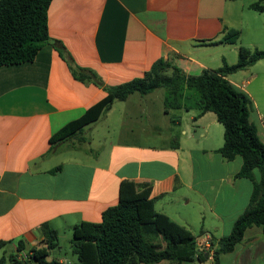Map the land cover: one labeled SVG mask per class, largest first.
<instances>
[{
  "label": "crops",
  "instance_id": "0c3cea01",
  "mask_svg": "<svg viewBox=\"0 0 264 264\" xmlns=\"http://www.w3.org/2000/svg\"><path fill=\"white\" fill-rule=\"evenodd\" d=\"M253 1H50L48 35L75 64L94 71L101 85L75 78L52 42L32 61L0 65V240L7 241L0 257L15 253L18 240L27 253L30 247L44 246V222L58 235L60 228L72 229L82 220L99 221L102 210L117 202L124 181L135 190L149 188L157 211L195 235L203 232L197 244L205 249L210 236L230 232L248 204L252 180L236 175L240 155L227 160L217 152L223 143L222 124L212 111L199 113L197 94L182 91L179 107L166 106V94L159 104H153L149 94H129L77 136L56 143H50L49 136L101 99L104 85L142 76L159 58L197 75L223 61L235 63L239 45L264 50V10L249 8ZM259 2L264 5V0ZM244 9L254 14L243 15ZM242 16L251 18L245 22L253 35L249 41H240L238 31L234 43H200L217 40L224 30L241 29L234 20L243 24ZM237 71L226 78L249 98L248 119L264 143V59ZM249 81L255 84L247 90L244 83ZM117 102L122 103L124 140H104L93 157L86 154L88 147L68 145L79 134L88 144L100 121L116 130L111 113ZM84 128L90 130L89 137L82 134ZM253 176L259 177L256 169ZM52 249L47 261H56ZM180 264L213 261L208 255L202 262ZM219 264H264L261 227H247L234 248L219 255Z\"/></svg>",
  "mask_w": 264,
  "mask_h": 264
},
{
  "label": "trees",
  "instance_id": "16d2710c",
  "mask_svg": "<svg viewBox=\"0 0 264 264\" xmlns=\"http://www.w3.org/2000/svg\"><path fill=\"white\" fill-rule=\"evenodd\" d=\"M51 0H0V65L32 61L37 51L52 42L60 56L68 62L75 78L101 85L98 75L75 64L69 53L48 35L47 8ZM248 7L264 10L259 0ZM237 29L224 30L217 40L200 43L236 42ZM258 59H264V50L239 45L237 60L225 61L216 69H202L197 75L186 74L162 58L157 59L142 76L125 82L104 85L105 95L87 107L77 118L66 122L49 136L50 143L67 140L86 124L98 119L115 100H124L129 94H145L155 88L166 90L164 104L179 107L182 89H193L197 94L199 113L212 111L223 127V143L217 152L224 159L240 155L241 167L237 176L252 180V190L244 210L236 217L227 235L210 236L208 248L197 244L203 234H193L185 226L173 221L154 208L149 188L135 190L132 183L121 182L117 202L101 212L99 221L82 220L72 227L71 246L77 261L73 264H151L168 259L169 264L182 261H205L211 255L213 264H219V255L229 252L243 236L244 230L258 225L264 233V143L258 138L254 124L248 119L249 98L236 90L226 78L229 73L243 69ZM171 73H165L167 68ZM258 171L256 180L254 170ZM44 246L30 247L26 258L18 259L17 251L25 249L21 240L16 251L0 257V264H60L47 261L49 250L57 246L55 229L41 224ZM7 241L0 240V247ZM208 253L207 257L204 256Z\"/></svg>",
  "mask_w": 264,
  "mask_h": 264
},
{
  "label": "rangeland",
  "instance_id": "374dc122",
  "mask_svg": "<svg viewBox=\"0 0 264 264\" xmlns=\"http://www.w3.org/2000/svg\"><path fill=\"white\" fill-rule=\"evenodd\" d=\"M257 1V0H254ZM253 1V2H254ZM248 9H244V14H254L253 11L248 10ZM264 14V12H263ZM264 16V15H263ZM243 19V24H238L240 23V19H235L234 23L239 27V25H241L240 27H242L241 29L236 28L239 32V38L240 41L242 42H247L250 40V37H252L253 35H251L247 25L245 24V22L250 21L251 18L250 17H246V16H242ZM165 73L170 74L171 73V68H167L165 70ZM236 74H240L239 71L235 72ZM245 76L243 77V79H247V75L246 73H244ZM239 80V79H238ZM254 81H249L248 83L245 82V88H247V90L251 89V87H254ZM183 94H196L195 90L193 89H182ZM131 94H140L138 92H133ZM145 94H149L148 96L151 98V100L153 101V104H159L161 102V98H163L164 94L166 93L165 88L163 87H158L153 89L152 91H149ZM193 96H188L187 99L191 100ZM122 103L121 102H117L115 107H114V111L113 113H111V123L112 125L115 126L116 130L113 129H107L105 123L103 121H100L98 123V128H95V130L93 131V134L91 135L93 137V139H87L88 141H90L88 144L84 143V139L79 138L80 134L78 135L77 138L73 139L72 141H70L68 143V145H80L81 147H88L89 149V153H86L88 156H92V151L95 152L98 148H100L104 142V140H112V141H121V139H125V132L123 130V128L125 127L122 122H121V108ZM122 129V130H121ZM149 130V129H148ZM90 130L88 129H83L82 134H84L85 136L89 137V132ZM163 131H165V128L163 129ZM77 136V135H76ZM105 137V138H103ZM86 155V156H87ZM93 157V156H92ZM71 238H72V229L64 227V228H60L59 229V233L57 235V246L54 247L50 254L52 257H55L56 261H61L60 263L62 264H73L77 261L76 255L75 253L72 251V246H71ZM5 264H11L9 262V260H7L5 262Z\"/></svg>",
  "mask_w": 264,
  "mask_h": 264
},
{
  "label": "built area",
  "instance_id": "2783aa9c",
  "mask_svg": "<svg viewBox=\"0 0 264 264\" xmlns=\"http://www.w3.org/2000/svg\"><path fill=\"white\" fill-rule=\"evenodd\" d=\"M204 247L208 248V244L206 243V244L204 245ZM16 253H17V258H18V259L26 258L27 255H28L27 252H23V251H17ZM209 256L211 257V255H209ZM211 258H212V257H211Z\"/></svg>",
  "mask_w": 264,
  "mask_h": 264
},
{
  "label": "water",
  "instance_id": "95a60500",
  "mask_svg": "<svg viewBox=\"0 0 264 264\" xmlns=\"http://www.w3.org/2000/svg\"><path fill=\"white\" fill-rule=\"evenodd\" d=\"M207 255H208V253H207V252H205L204 256H205V257H207Z\"/></svg>",
  "mask_w": 264,
  "mask_h": 264
}]
</instances>
